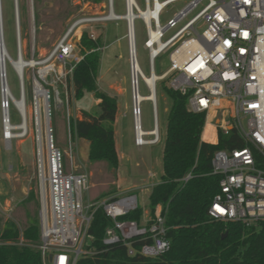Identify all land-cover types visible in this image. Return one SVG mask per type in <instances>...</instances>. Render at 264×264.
I'll return each mask as SVG.
<instances>
[{"label":"built area","instance_id":"2783aa9c","mask_svg":"<svg viewBox=\"0 0 264 264\" xmlns=\"http://www.w3.org/2000/svg\"><path fill=\"white\" fill-rule=\"evenodd\" d=\"M187 3L166 23H161L163 10L171 3ZM141 8L137 0L131 4L126 0V12L131 5L136 16L134 24V46L130 22L124 14H116L114 20L127 21L129 39V65L133 101L135 143L139 148L161 142L156 98L160 81L171 78L174 90L189 94L188 108L193 112L205 113L206 124H213L217 140L218 130L229 134L236 130L245 142L243 148L217 150L212 157V172L221 176L220 192L209 209L214 220L238 222L250 227L264 220V0H144ZM159 8L157 9V4ZM110 12L115 11L114 0H109ZM141 11L152 14L148 16ZM109 12V13H110ZM99 18L107 19V16ZM98 18V19H99ZM73 24L49 55L36 57L31 29V57L25 58L26 42L22 36L19 17L16 18L17 58L13 59L6 46L5 37L0 42L1 111L4 137L6 140L23 139L35 134L37 140V163L39 173V201L41 244L39 246L45 264H77L82 255L93 254L85 248L94 214L102 209L112 224L106 229L103 243L107 246L123 243L134 254L136 241L144 242L138 250L146 257L154 258L171 248L168 238L169 227L159 205L155 215L147 217L145 211L141 221L121 219L140 206L136 191H126L102 200L85 203L84 194L90 189L86 173H64L63 154L55 145L52 122L51 93L52 77L62 81L73 74L76 64L83 58L76 54L77 44L73 41L74 29L84 21ZM143 20L148 38L145 48L149 52L153 84H150L138 62L135 21ZM108 20V19H107ZM111 20V19H110ZM204 22L206 29L198 30ZM172 32V34H170ZM170 34V35H169ZM169 35L168 37H166ZM91 37L95 39L93 34ZM168 53L172 66L163 74L155 73L157 58ZM25 61L23 69L16 62ZM55 62L66 70L55 67ZM10 63L20 80V96L15 97L7 77ZM139 67V68H138ZM30 69L34 106V129L31 128V112L26 99V71ZM38 69V70H37ZM144 81L155 94L153 103L154 128H142L140 83ZM38 85L47 91L43 96L44 120L41 110L39 119L36 106ZM57 91V90H56ZM58 92V91H57ZM59 93V92H58ZM16 99L25 100L23 109ZM12 104L21 117L16 123L11 113ZM158 131V133H155ZM146 136H152L146 138ZM69 138L72 140L69 123ZM40 139L46 145L41 149ZM189 174L185 180H189ZM144 220V221H142ZM24 242L21 237L20 244Z\"/></svg>","mask_w":264,"mask_h":264},{"label":"rangeland","instance_id":"374dc122","mask_svg":"<svg viewBox=\"0 0 264 264\" xmlns=\"http://www.w3.org/2000/svg\"><path fill=\"white\" fill-rule=\"evenodd\" d=\"M36 0H2L4 37L8 51L13 59L17 58L16 18L21 22L22 36L26 42L25 58L31 57V35L36 57L43 58L56 48L61 39L69 32L74 23L81 19L99 18L110 12L109 0H40V14L37 13ZM141 8L145 7L144 0H137ZM187 1L169 4L161 15V23L166 24ZM18 4V7H17ZM117 14H125L126 0H114ZM18 10V11H17ZM31 11L33 18L31 17ZM198 30L206 29L204 22L198 25ZM80 31L76 42V54L81 56L79 41L84 32L93 34L101 41V64L99 70V85L101 90L117 96V138L120 145V167L115 175L108 162H90L88 157L89 143L79 142L72 134L69 138V123L75 118L82 117V111H94L97 98L92 92H85L76 99L73 87L65 77L57 81L52 77L53 85L49 86L51 93L52 122L56 146H60L63 154L64 173H86L90 179V189L85 192V203L111 197L127 189L134 188L138 193L140 206L147 217H152L149 206V195L154 185L160 183L163 171V143L168 122L172 99L162 87V81L157 86L156 109L161 142L145 145L139 148L135 143L132 88L129 65V39L127 21L124 19L89 20L79 24L72 33ZM172 34V32L170 33ZM169 34V35H170ZM167 35L166 37H168ZM136 49L139 65L146 76L151 73L149 52L145 48L148 38L147 28L143 20L135 21ZM172 63L168 53L161 54L155 63V73L161 75ZM55 67L66 70L65 66L55 62ZM38 70V69H37ZM30 69L26 71V99L31 112V128L34 129V106L32 82L29 77ZM9 86L15 95L20 96V80L10 63L7 65ZM59 92H57V91ZM140 94L148 96L149 88L143 80L140 83ZM1 76H0V226L14 221L23 228L29 218L39 215V173L37 163V140L33 131L23 139L8 141L4 137L1 111ZM140 120L144 130L154 128V110L151 100L140 103ZM11 113L16 123L21 117L12 104ZM44 120V107L42 105ZM108 125V123H105ZM205 134L210 141H215L214 126L209 124ZM152 136H146L151 138ZM34 194V197L31 194ZM106 194V196H103ZM144 221V220H142ZM88 240V239H87Z\"/></svg>","mask_w":264,"mask_h":264},{"label":"trees","instance_id":"16d2710c","mask_svg":"<svg viewBox=\"0 0 264 264\" xmlns=\"http://www.w3.org/2000/svg\"><path fill=\"white\" fill-rule=\"evenodd\" d=\"M35 5L37 21L40 0ZM79 38L80 31L76 40ZM78 46L83 58L68 78L69 86L73 87L76 99L92 92L100 101L96 110H83L82 117L71 120V132L74 138L89 142L90 162L106 161L117 175L120 158L114 124L118 102L99 87L101 41L84 32ZM170 80L162 81V87L172 99L163 143V171L160 183L152 187L149 195L152 216L162 206L169 227L170 250L150 258L138 251L144 243L141 241L134 243L137 249L134 254L123 243L105 245L103 238L112 222L98 209L85 244L86 249L95 253L82 255L77 264H264V220L247 227L238 222L214 220L209 214L213 199L220 192L221 179L212 172V157L220 149L243 148L245 142L236 130L229 134L218 130L216 142L205 141L206 114L189 110V94L174 90ZM189 174L191 178L186 181ZM143 214L144 209L139 207L121 219L141 221ZM225 233L227 236L223 237ZM40 244V215L30 216L23 228L8 221L0 226V264H45Z\"/></svg>","mask_w":264,"mask_h":264},{"label":"bare ground","instance_id":"6f19581e","mask_svg":"<svg viewBox=\"0 0 264 264\" xmlns=\"http://www.w3.org/2000/svg\"><path fill=\"white\" fill-rule=\"evenodd\" d=\"M135 0H130L131 4L134 3ZM17 3H18V0H17ZM160 3L157 4V9L160 7L159 6ZM17 7H18V4H17ZM18 11V10H17ZM142 14L148 16V14H152L153 12L152 11H149V12H144V11H141ZM117 13H115L114 11H111L108 15H107V19H115L117 16H116ZM136 16L135 12H133V9L131 7V5L129 6V10H128V13H125L124 14V18L127 19L129 22H130V25H131V38H132V44H133V52L135 53V46H134V24H133V19L134 17ZM31 17L33 18V15H32V11H31ZM103 18H93V19H90V20H102ZM77 34V33H76ZM76 34L73 36V41L76 42ZM4 40V22H3V4H2V0H0V42L2 43ZM25 65V61L24 60H21L20 62H16V66L19 68V69H23ZM139 68V67H138ZM148 82L150 84H153L155 78H156V75H154L152 78L150 76L146 77ZM47 91L43 88V87H40L38 85V89H37V93H36V106H37V112H38V117L39 119L41 118L40 116V113H41V110H42V105H43V96L45 95V97L47 96ZM146 99H155V94L153 95H148V96H142V95H139L137 96L136 98V101H137V104H139V102L143 101V100H146ZM16 103L18 105L19 108L23 109V107L25 106V100H20V99H16ZM138 119L139 116H138ZM155 133H158V131H155ZM8 141V145L10 144L9 140ZM45 141L40 139L39 141V146H40V149H41V154L43 153V148H45Z\"/></svg>","mask_w":264,"mask_h":264},{"label":"crops","instance_id":"0c3cea01","mask_svg":"<svg viewBox=\"0 0 264 264\" xmlns=\"http://www.w3.org/2000/svg\"><path fill=\"white\" fill-rule=\"evenodd\" d=\"M98 83H99V81H98ZM99 87H100V85H99ZM100 89H101V87H100ZM102 90H103V89H102ZM105 92H106V91H105ZM112 96H115V97L117 98L116 95H112ZM99 101H100V100L97 99V103H98ZM117 121H118V119L116 118V121H115V124H114V127H115V137H116V145H117L118 155H119V158L121 159L120 145H119V141H118V138H117V133H118V130H117ZM207 125H208V124H206V126H207ZM205 128H206V127H205ZM146 131H150V130H146ZM214 132H215V129H214ZM212 138L215 139L214 142L217 141L216 132H215V135H213ZM203 139H204L205 141H210V140L207 138L206 134H205V130H204V134H203ZM78 141L87 144V142H85L84 139H79ZM86 141H87V140H86ZM210 142H213V141H210ZM88 143H89V142H88ZM135 190H136V189H134V188H130V189H127V190H125V191H123V192H126V191H135ZM120 193H122V192H120Z\"/></svg>","mask_w":264,"mask_h":264},{"label":"water","instance_id":"95a60500","mask_svg":"<svg viewBox=\"0 0 264 264\" xmlns=\"http://www.w3.org/2000/svg\"><path fill=\"white\" fill-rule=\"evenodd\" d=\"M80 42V41H79ZM227 236V233H225L224 235H223V237H226Z\"/></svg>","mask_w":264,"mask_h":264}]
</instances>
